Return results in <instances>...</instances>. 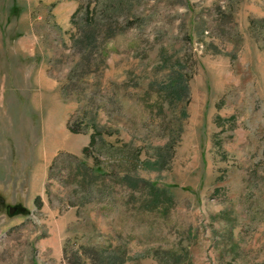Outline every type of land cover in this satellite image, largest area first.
I'll return each mask as SVG.
<instances>
[{
	"label": "rangeland",
	"instance_id": "1",
	"mask_svg": "<svg viewBox=\"0 0 264 264\" xmlns=\"http://www.w3.org/2000/svg\"><path fill=\"white\" fill-rule=\"evenodd\" d=\"M0 198V264H264V0H0Z\"/></svg>",
	"mask_w": 264,
	"mask_h": 264
},
{
	"label": "water",
	"instance_id": "2",
	"mask_svg": "<svg viewBox=\"0 0 264 264\" xmlns=\"http://www.w3.org/2000/svg\"><path fill=\"white\" fill-rule=\"evenodd\" d=\"M3 198H0V200H2ZM17 209V206L16 205H8L7 206V212L9 213V214H11V213H13V211L14 210H16ZM23 208H21V210H22Z\"/></svg>",
	"mask_w": 264,
	"mask_h": 264
},
{
	"label": "trees",
	"instance_id": "3",
	"mask_svg": "<svg viewBox=\"0 0 264 264\" xmlns=\"http://www.w3.org/2000/svg\"><path fill=\"white\" fill-rule=\"evenodd\" d=\"M84 149H86V147H84Z\"/></svg>",
	"mask_w": 264,
	"mask_h": 264
}]
</instances>
